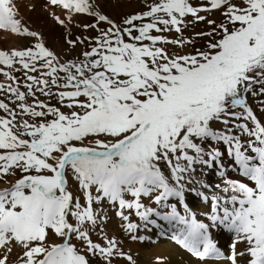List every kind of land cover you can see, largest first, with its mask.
I'll return each instance as SVG.
<instances>
[{
    "label": "snow or ice",
    "instance_id": "obj_1",
    "mask_svg": "<svg viewBox=\"0 0 264 264\" xmlns=\"http://www.w3.org/2000/svg\"><path fill=\"white\" fill-rule=\"evenodd\" d=\"M49 2L70 14L95 16L110 27L78 61L60 63L40 43L35 50H0V65L13 69L19 64L14 70L23 71L30 82L24 84L26 91L0 85L19 109L0 100L6 113L0 116V182L9 185L0 188V249L5 250L0 264H8L14 247L21 250L19 264H91L89 255L107 264L120 255L135 264L115 239L105 237L104 247L91 239V230L107 219L94 206L105 202L118 206L116 215L130 234L139 226L125 209L134 210L145 226L156 225L153 216L174 222L179 230L171 238L204 261L224 258L210 234V228H223L232 234L230 264H240L238 257L245 264H264V123L248 103L249 95L264 96V0H208L207 7L157 0L124 19L123 28L93 11L90 0ZM220 9L227 23L197 33L213 38L206 50L167 52L165 45L192 42L182 35L186 17L203 21L199 12ZM16 15L12 0H0V30L37 36ZM173 31L178 38L161 35ZM0 72L16 82L11 72ZM36 72L39 77L29 74ZM37 92L79 111L66 114L36 99ZM225 154L243 179H226V195L212 198L211 223L199 222L185 203L187 185L196 182L198 166L216 167L223 178ZM17 172L14 181L6 179ZM69 178L80 196L68 190ZM143 198L170 210L146 207ZM170 199L184 206L186 214ZM241 242L245 250L237 252Z\"/></svg>",
    "mask_w": 264,
    "mask_h": 264
},
{
    "label": "rangeland",
    "instance_id": "obj_2",
    "mask_svg": "<svg viewBox=\"0 0 264 264\" xmlns=\"http://www.w3.org/2000/svg\"><path fill=\"white\" fill-rule=\"evenodd\" d=\"M157 0H90L93 6V11L99 14L105 15L108 20H111L121 28L126 27L123 24V20L130 17L131 15L137 13H143L148 10V6ZM238 3L239 0H234ZM14 4L17 15L16 19L21 21L22 27L27 28L30 32L37 33V36H27V35H17L11 33L10 30H0V50L10 52L13 49L25 50L32 48L35 50V45L37 43L42 44L46 49L51 51L59 60L60 63H66L68 61H78L83 59V53L85 51H90L91 47L95 45V39L100 35L102 31H106L110 25L106 21H99L97 17L88 15L87 13L70 14L67 10L60 6L52 5L49 0H38V9L34 7V0H12ZM189 3L193 7L208 6V0H189ZM24 11V12H23ZM224 10H212V11H201L198 13L200 16H204L206 19L203 21H196L192 16L185 18V23L187 27L183 29V37L186 40H191V43H187L184 46L175 45H165L167 52L170 55H194L196 50H206L207 44L213 38L211 36H198L197 33L211 32L212 28L219 24H226V18L222 15ZM71 15V19H69ZM63 20L64 23L58 22ZM48 20V21H47ZM214 21L215 24H209L208 21ZM37 22V23H36ZM139 25V21L135 22ZM51 24V26H50ZM39 25V26H38ZM88 27H85V26ZM95 25V27H92ZM45 26H49L48 30L57 29V32H53L54 35H50L44 29ZM231 28V25H228ZM219 31V29H217ZM138 33L133 32V35ZM157 33L153 32V35ZM49 35V36H48ZM161 35L174 39L178 38L180 34L173 32L161 33ZM53 37V38H52ZM79 38V39H78ZM220 37L217 36L216 39ZM127 39V37L125 38ZM49 40V41H48ZM75 41V45H70L68 41ZM53 41V42H52ZM81 41H83L81 43ZM1 43H3L2 46ZM147 43V42H145ZM39 66V65H38ZM20 68L19 64H16L13 69H9L6 66L0 65V69L3 71H9L13 76H15L16 82L10 81L6 76L0 72V85L6 89L9 85L13 87H20L21 91H26L24 84L30 83L26 81L23 71H15L14 69ZM30 75H36L39 77L40 73H29ZM61 75H63L61 73ZM53 91H59L58 89H53ZM10 93L5 90H0V100L9 104L10 108H14L17 112L19 109L16 108L14 104L10 103L9 97ZM36 99L44 101L50 106L58 107L62 112L70 113L72 110L79 109H68L64 107L57 98L55 97H45L39 92L36 93ZM264 96L253 97L248 96V103L252 107L257 118L264 123ZM28 103H33V98H28ZM6 113L0 110V116H5ZM27 119V117H24ZM19 119V117H18ZM31 122V120L29 121ZM214 128H222L220 124H214ZM221 151H225V146L219 145ZM223 164L225 168V176L222 178L218 173V169L213 167L201 168L198 166L197 172L195 173V181L191 185H187L188 191L185 193V203L189 209L190 216H194L199 222L210 224L208 220V215L211 214V203L214 196H224L226 195L222 189L225 187L224 181L226 179H243L239 176L238 170L234 163L225 154L223 157ZM162 169L167 174V168L161 165ZM213 174L211 181H208L207 175L209 173ZM20 176L17 172L15 176H9L6 179L14 181ZM244 182L248 183L247 180ZM219 185V187H217ZM6 182H0V188L8 187ZM72 186V184H71ZM131 199V197H126ZM83 202V201H82ZM142 203L146 207L157 208V210L164 212L170 209H160L157 205L152 203L147 198L142 199ZM169 203L177 204L178 211L181 215H185L184 206L179 205L175 199H170ZM97 207L100 210V214L106 216L107 219L97 226L95 230H91L90 235L93 242L100 244L102 247L107 246L105 237L109 240L115 239L117 248L126 254V256H131L135 264H172V260L164 252L157 254L156 250L160 245L165 243L170 244L177 249L179 254L176 255V261L180 264H218V262H227V256L232 254V234L228 233L223 228H210V234L214 241L217 242V246L223 253L222 259H206L200 261L198 258L193 257L186 249L178 245L171 237L179 230V226L174 222L169 223L167 221H162L159 218L153 216L152 219L156 220V225H144V222L140 220L138 216L135 215L134 210H123L125 215L129 216L132 223L137 224L139 227L135 233H128L124 230L122 225L125 223L117 215L116 211L120 210L118 206L113 207L107 202L103 203ZM226 233V234H225ZM132 235L137 236L136 240L131 238ZM226 235V239H224ZM139 237H144L143 240ZM231 242V243H230ZM73 243L77 244V247L81 245L79 242L73 240ZM226 243V245L224 244ZM222 244V245H220ZM15 248V247H14ZM13 248V249H14ZM237 252H242L245 250V243L241 242L236 245ZM4 249H0V253L4 252ZM16 253V254H15ZM15 254V255H14ZM20 253L12 251L9 254L8 264H19L18 256ZM91 264H107L100 256H88ZM111 259V264H129V261L120 255H114ZM240 264H245L244 259L239 258Z\"/></svg>",
    "mask_w": 264,
    "mask_h": 264
},
{
    "label": "bare ground",
    "instance_id": "obj_3",
    "mask_svg": "<svg viewBox=\"0 0 264 264\" xmlns=\"http://www.w3.org/2000/svg\"><path fill=\"white\" fill-rule=\"evenodd\" d=\"M35 3H34V7H36V9H38V0H34ZM24 12V11H23ZM48 21V20H47ZM37 23V22H36ZM39 26V25H38ZM51 26V24H50ZM49 26H45V30L48 34L50 35H54L53 32H57V29H52V30H48ZM49 36V35H48ZM53 38V37H52ZM49 41V40H48ZM53 42V41H52ZM2 46H5L3 45V43H1ZM213 178V174L210 172L208 175H207V179H209L208 181H211ZM226 234V233H225ZM224 239H226L227 241V238L228 236L226 237V235H224ZM229 239V238H228ZM232 241V240H230ZM231 243V242H230ZM226 245V243H224ZM222 245V244H220ZM14 252H17V253H20V249L19 248H14L13 249ZM157 254H161L162 252L166 253L168 255V257L173 261L172 264H180L176 261V255L179 254V252L177 251L176 248H174L173 246H171L170 244H163V245H160L159 248L156 250ZM16 254V253H15ZM14 254V255H15ZM218 264H229L227 262H218Z\"/></svg>",
    "mask_w": 264,
    "mask_h": 264
},
{
    "label": "crops",
    "instance_id": "obj_4",
    "mask_svg": "<svg viewBox=\"0 0 264 264\" xmlns=\"http://www.w3.org/2000/svg\"><path fill=\"white\" fill-rule=\"evenodd\" d=\"M71 184H72V186H71ZM68 190L70 192H72L74 197L81 195L76 182L74 180H72L71 178H69V181H68Z\"/></svg>",
    "mask_w": 264,
    "mask_h": 264
}]
</instances>
